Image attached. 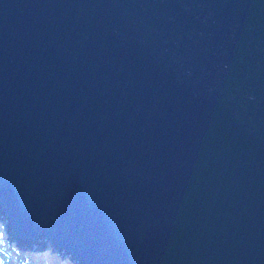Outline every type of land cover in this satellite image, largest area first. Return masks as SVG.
Instances as JSON below:
<instances>
[{"label":"water","instance_id":"1","mask_svg":"<svg viewBox=\"0 0 264 264\" xmlns=\"http://www.w3.org/2000/svg\"><path fill=\"white\" fill-rule=\"evenodd\" d=\"M0 222L71 264H264V0H0Z\"/></svg>","mask_w":264,"mask_h":264},{"label":"rangeland","instance_id":"2","mask_svg":"<svg viewBox=\"0 0 264 264\" xmlns=\"http://www.w3.org/2000/svg\"><path fill=\"white\" fill-rule=\"evenodd\" d=\"M0 264H71L48 248L42 250H21L7 242L0 222Z\"/></svg>","mask_w":264,"mask_h":264}]
</instances>
